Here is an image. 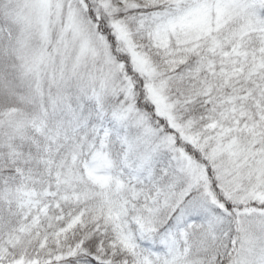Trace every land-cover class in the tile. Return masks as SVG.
Wrapping results in <instances>:
<instances>
[{
    "label": "snow or ice",
    "instance_id": "6c2138e0",
    "mask_svg": "<svg viewBox=\"0 0 264 264\" xmlns=\"http://www.w3.org/2000/svg\"><path fill=\"white\" fill-rule=\"evenodd\" d=\"M0 264H264V0H0Z\"/></svg>",
    "mask_w": 264,
    "mask_h": 264
}]
</instances>
